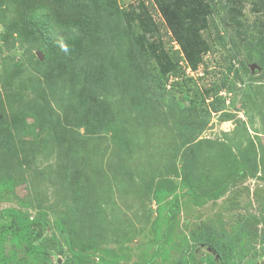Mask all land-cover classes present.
<instances>
[{
    "label": "rangeland",
    "instance_id": "obj_1",
    "mask_svg": "<svg viewBox=\"0 0 264 264\" xmlns=\"http://www.w3.org/2000/svg\"><path fill=\"white\" fill-rule=\"evenodd\" d=\"M83 2L0 0V228L9 211L38 217L35 244L54 264L74 254L81 264H264V13L248 0L227 27L217 5L203 63L182 61L166 89L177 86L157 92L124 25ZM46 15L51 37L58 26L92 32L72 67L34 27ZM160 38L179 49L164 25ZM2 264L42 262L10 240Z\"/></svg>",
    "mask_w": 264,
    "mask_h": 264
},
{
    "label": "trees",
    "instance_id": "obj_2",
    "mask_svg": "<svg viewBox=\"0 0 264 264\" xmlns=\"http://www.w3.org/2000/svg\"><path fill=\"white\" fill-rule=\"evenodd\" d=\"M247 1L151 0L152 5H147L143 0H139L136 4L129 5L128 10L118 9L115 0H97V4L105 13L117 17L124 25L134 57L140 55L138 61V57L135 58V63L146 76L145 80L149 90L157 91L166 89L168 77L177 78L179 63H182V61L192 71H196L198 66L203 63L205 54L210 50V45L206 42L210 34L207 35L206 40L202 37L201 32L208 30L209 20L213 16L215 7L222 4L225 6L224 9L226 10L223 12L222 22L227 27H231L233 24H240L239 17ZM59 2L74 8L84 4L83 0H59ZM251 4L256 12L264 13V0H251ZM150 9L157 11L163 21L162 23H156ZM48 18V16H42L41 19H36L34 27L39 35L45 38L46 45L51 52L56 54L59 59L57 65L61 66L66 63V68L67 65L72 67L76 59L83 58L88 52L90 41H92V32L88 30L87 26L80 25L62 34V29L57 25V35L51 37L55 23L53 24ZM162 25L170 34L171 40L177 43L178 50L171 52L161 40L160 27ZM214 27L217 29L216 26ZM260 27L261 31L255 37V45H261L264 50V21ZM215 28L213 30L217 36L218 30ZM220 29H223V27ZM219 41L220 43H217L219 47L223 51H227L226 45L230 44L229 41L226 42L223 38ZM47 55L49 56L48 53H46ZM86 69L88 73L92 70L88 66ZM52 76H58V73L54 72ZM163 80H165L164 85L162 84ZM171 85L172 88L166 89L167 92H172L173 87L177 86L173 82ZM88 101L91 103V98ZM213 103V100L208 102V111L210 109L217 111L218 107L214 106ZM9 212L11 216L10 224L0 228V264L4 262L6 245L10 240L23 244L26 257L31 262L36 260L42 262V264H54L47 249V244H35V228L40 223V219L38 217L30 219L27 215ZM192 240L195 244L200 243L198 238ZM235 240L233 239V244H235ZM232 242L228 245V248ZM61 264H81V261L79 256L74 254L73 256H66V260ZM106 264L117 263L106 262Z\"/></svg>",
    "mask_w": 264,
    "mask_h": 264
}]
</instances>
